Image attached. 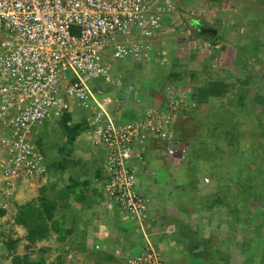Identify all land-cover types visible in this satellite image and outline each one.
Here are the masks:
<instances>
[{
  "label": "rangeland",
  "instance_id": "1",
  "mask_svg": "<svg viewBox=\"0 0 264 264\" xmlns=\"http://www.w3.org/2000/svg\"><path fill=\"white\" fill-rule=\"evenodd\" d=\"M174 2L176 17L165 21V36L155 40L149 59L138 64L127 59L116 68L120 88H134L135 93L117 100L116 116L123 121L158 104L159 99L173 94L184 98L171 120L187 158L177 155L166 160L159 154L164 148L147 144L144 163L153 175L142 179L137 173L139 184H146L149 191L142 226L126 222L133 228L129 232L121 227L123 220L112 222L120 224L115 232L124 237L125 247L134 241L138 246L126 251L119 240L93 249L87 244L84 249L75 246L70 237L87 225L76 219L75 208L71 223L59 219V232L52 230L42 242L27 243L25 230L13 223L17 207L29 201L38 206L45 197L56 204L57 219L67 199L64 187L85 181L90 194L97 195L99 179L92 175L96 168L103 171L95 153L98 149H91L80 134L70 140L61 123L49 119L31 132L47 167L45 180L25 179L10 192L0 191V264H12L14 255L33 261L41 257L43 264H127L149 248L166 264H264V0ZM196 21L218 29L215 44L195 34ZM97 83L104 86L102 81ZM207 91L213 95H206ZM80 116L83 111L77 108L72 120L79 123ZM225 130L230 140L228 134L221 138ZM237 137L241 140L232 145ZM87 150L89 159L78 156ZM214 150H226L221 162L216 159L219 167L222 164L218 175L212 174L218 167L212 161ZM64 169L68 175L66 170L62 174ZM203 178L208 181L202 182ZM10 240L18 243L7 256L5 243ZM202 252L205 257L198 256Z\"/></svg>",
  "mask_w": 264,
  "mask_h": 264
},
{
  "label": "built area",
  "instance_id": "2",
  "mask_svg": "<svg viewBox=\"0 0 264 264\" xmlns=\"http://www.w3.org/2000/svg\"><path fill=\"white\" fill-rule=\"evenodd\" d=\"M175 17L174 0H0V191L45 180L32 129L80 108L79 136L102 151L104 199L142 226L149 202L137 180L139 172L148 175L143 150L153 144L164 158L178 153L171 114L184 98H162L123 121L116 116V68L148 60L165 21ZM153 251L127 264H166Z\"/></svg>",
  "mask_w": 264,
  "mask_h": 264
},
{
  "label": "crops",
  "instance_id": "3",
  "mask_svg": "<svg viewBox=\"0 0 264 264\" xmlns=\"http://www.w3.org/2000/svg\"><path fill=\"white\" fill-rule=\"evenodd\" d=\"M165 27L156 38H158L162 34H164L163 36H165V33H166V32H164L166 30ZM133 89L125 91V90L119 88V90H117V92H115L117 100L123 99V96L125 94L130 95V97H132V95L135 94ZM95 153L97 155H99V158H100V159H98L99 164H101V166H102V161H103L102 151L98 150V151H95ZM78 156L80 158H82L83 160L89 159L91 156V152H90V150H87L86 152L85 151L82 152V154L79 153ZM146 168H148V167H146ZM96 169L93 172L92 177L94 178L95 176H97L98 173L100 175V178L97 177L99 180H97V183H96L97 187L99 189V190H97V195H93V193L90 194V190H88L89 188L87 186V183H85V181L82 182V184L76 183L75 185L73 184L72 186H68L67 188L64 187V190L66 191V193H64V195L67 196V197H65L67 199H65V201H62V204L60 206V208L62 210L61 211V217L58 215L57 219H62V222H64V220H65V222L71 223L73 221V214L75 215V213H73L72 209L73 208L78 209L79 214L75 215L76 219L78 221H80L81 223L82 222L84 224L87 223L88 226L84 225L83 227H81L82 228L81 230L77 231V229H76L75 232H73L72 238L70 237V240H71V243L75 242V246H79V247L84 249V248H88V246H86V244H87V245H89L90 249H93V246L96 247L98 244H108V243L111 244L112 243L113 245H115L119 240L120 244L122 243L123 250L132 251L138 246L137 243H135V241L133 240L134 242L132 244H130L128 247H125L126 243L123 241L124 237H121V233L118 234L115 232V230L117 232H119L120 227H118V225L120 226V224H118L116 226L115 224H112V222H114V223L116 222V224H117L118 223L117 220H120V219L123 220V221H121L122 223L119 221L121 223V227L127 228L129 232L131 230H133V228L126 226L125 225V224H127L126 222L130 223L131 225L132 224L136 225V224L133 222H130L119 211V209L117 207H115L114 205H111V204L110 205L105 204L102 201L103 198L101 195V189L100 188L102 185L101 180H102L103 176H102L101 169L100 168H96ZM65 170L66 169L63 170L62 174L65 173ZM67 173H69V172L66 170V175H68ZM77 179H79V177L76 178L75 180H77ZM81 179L82 178H80V180ZM35 183H36V181H35ZM23 188L26 189V186H24ZM21 192L22 191L20 190L19 196L22 195ZM64 195H63V197H64ZM100 195H101V198H100ZM105 205H107V206L105 207ZM93 212H97L98 214L92 215ZM56 215H57V213H56ZM111 227L112 228L114 227L113 228L114 230H112ZM65 229H67V228H65ZM78 229H80V227H78ZM129 229H131V230H129ZM133 236L135 238L137 237L135 235V233ZM138 236H140V234ZM76 242H77V244H76Z\"/></svg>",
  "mask_w": 264,
  "mask_h": 264
},
{
  "label": "trees",
  "instance_id": "4",
  "mask_svg": "<svg viewBox=\"0 0 264 264\" xmlns=\"http://www.w3.org/2000/svg\"><path fill=\"white\" fill-rule=\"evenodd\" d=\"M217 38L218 37L214 38L211 42L213 44H215V42L217 41ZM221 89H222V92L225 91V88L223 86L221 87ZM207 92L208 93H206V95H211V96L213 95V93H211L209 91H207ZM194 94H195V97H193V101L196 100L197 91ZM241 98H242V95L239 96V99H241ZM59 122L61 123L62 129L65 131V134L69 136L70 140H74L75 137H77V135H79L85 128L83 121H79V123H75L72 120V115L69 113L65 114L59 120ZM69 122H72L73 125L70 126ZM221 130H224V129H221ZM227 134H228V132L225 130L220 134V136H221V138H225L224 135H227ZM229 137H230V135L228 136V139H229ZM221 138H219V139H221ZM229 140H227V143H229L228 142ZM240 140L241 139L237 137V140H235L232 143V145H235ZM215 151L216 150H214L213 152H215ZM225 154H226V150L224 152L218 151V152H215L213 154L211 153V155H214V157H215V159H214V157H212V161L213 160L216 161V159H218V161L221 162L224 159L223 157L225 156ZM186 158L187 157L185 156V158H183L181 160H185ZM218 161L213 163V164L218 165V167L213 168V172H212L213 175H218V173L222 169V164H221V167H219ZM146 167L147 166L145 165V168ZM233 172L234 171H232V173ZM233 176H235L234 173H233ZM97 177L100 178L99 173L97 174ZM217 180H221V178H218ZM65 193H66V191H65ZM55 210H56V204H52L51 202L45 200V197L41 198V202L38 204V206L36 205V203L34 201H29V202L17 207V212L15 213L13 223L17 226L22 227L25 230V232H26L25 240L27 241V243L29 245H34L38 242H42L43 240L47 239V236L51 233L52 230L59 232V227H58L59 219H55V215H54ZM0 213H1V215H3V211H1ZM17 243H18V240H10L9 242L5 243V248H6L5 251L7 253V256H9L13 253L12 251L15 250V244L17 245ZM203 245H205V244H203ZM262 248L263 249L261 252V261H262V263H264V257H263L264 245ZM198 256L205 257V253L204 252L199 253ZM11 262H12V264H43L44 260H43V258L39 257L36 261H33V260L29 259V256H25L24 258L20 259L19 256L14 255L11 258Z\"/></svg>",
  "mask_w": 264,
  "mask_h": 264
},
{
  "label": "clouds",
  "instance_id": "5",
  "mask_svg": "<svg viewBox=\"0 0 264 264\" xmlns=\"http://www.w3.org/2000/svg\"><path fill=\"white\" fill-rule=\"evenodd\" d=\"M196 22H197V21H196ZM167 24H168V23H166L165 26H166ZM165 26H164V27H165ZM163 29H164V28H163ZM198 36H199V35H198ZM216 37H218V34L216 35ZM216 37H215V38H216ZM202 38L209 39V38H206V37H202ZM155 39H157V38H155ZM155 39H154V41H153V43H152V49H153V44H154V42H155ZM209 40H210V39H209ZM178 90H179V89H178ZM177 95H178V94H177ZM159 97H160V96H159ZM159 100H160V99H159ZM137 101H138V100H137ZM181 149H182V147L179 145V151H178V153L175 155V156H177V155L179 156L178 159H183V158H185V156H186V155H185V153H186L185 150H184V153H180V152H181ZM175 156H173V157H175ZM171 158H172V157H170V158H165V159H166V160H169V159H171ZM147 171H148V170H147ZM147 174H148V175L142 177V179H145V177H148L149 174H150V175H153V174H151V173H149V172H148ZM207 181H208L207 178H203V179H202V182H207ZM141 186H142L144 189H146V194L149 193V191H148V186H147L146 184H142V183H141ZM144 186H145L146 188H145ZM147 197H148V195H147Z\"/></svg>",
  "mask_w": 264,
  "mask_h": 264
},
{
  "label": "water",
  "instance_id": "6",
  "mask_svg": "<svg viewBox=\"0 0 264 264\" xmlns=\"http://www.w3.org/2000/svg\"><path fill=\"white\" fill-rule=\"evenodd\" d=\"M196 25H198L197 29L199 30V32H201V35H203V37H206L209 39H214L216 37V35L218 34V29L215 27H211V26L205 27L204 25L199 26V24H197V22H196ZM210 33H211V35H210Z\"/></svg>",
  "mask_w": 264,
  "mask_h": 264
},
{
  "label": "flooded vegetation",
  "instance_id": "7",
  "mask_svg": "<svg viewBox=\"0 0 264 264\" xmlns=\"http://www.w3.org/2000/svg\"><path fill=\"white\" fill-rule=\"evenodd\" d=\"M197 24H199V26H205V27H209L210 25H208L207 23H205V22H202V21H197ZM197 27H198V25H193V28H194V30H195V34H199V36L200 37H203V35H201V32H199V30L197 29ZM204 30V29H203ZM210 35H211V33H210Z\"/></svg>",
  "mask_w": 264,
  "mask_h": 264
}]
</instances>
